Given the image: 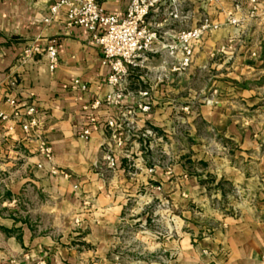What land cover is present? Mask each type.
<instances>
[{
    "label": "crops",
    "instance_id": "crops-1",
    "mask_svg": "<svg viewBox=\"0 0 264 264\" xmlns=\"http://www.w3.org/2000/svg\"><path fill=\"white\" fill-rule=\"evenodd\" d=\"M55 1L0 0V264H146L145 256L122 251L132 232L153 247L152 264H264V0L246 20L248 0H166L146 20H161L176 5L185 17L161 26L167 35L194 27L202 15L224 27L202 37L181 74L170 72L156 43L128 69L117 108L103 102L108 70L87 32L67 28L62 11L43 22ZM129 1L97 3L121 16ZM230 15L237 25L225 24ZM48 45L56 50L51 70ZM201 72L227 77L217 83L216 106L195 91ZM143 104L149 110L140 113ZM26 105L36 126L24 133ZM110 119L114 128L106 126ZM169 136L173 161L165 164L157 153ZM213 136L221 141L215 153ZM164 199L171 211L148 208ZM130 202L139 208L128 209Z\"/></svg>",
    "mask_w": 264,
    "mask_h": 264
},
{
    "label": "built area",
    "instance_id": "built-area-1",
    "mask_svg": "<svg viewBox=\"0 0 264 264\" xmlns=\"http://www.w3.org/2000/svg\"><path fill=\"white\" fill-rule=\"evenodd\" d=\"M256 3V0H249ZM166 0H130L123 15L105 14L98 5L97 0H56L48 8V15L43 22H52L58 12L62 11L63 22L67 28L78 26L87 32L90 40L99 46L101 63L107 67L105 82L110 91L104 96L103 102L110 108L120 106L124 97L121 84L127 75L128 69L138 68L145 54L155 52L153 49L159 43V50L163 54V63L170 72L181 74L185 72L192 61L193 48L199 43L205 34L218 30L222 24L213 21L206 15H202L196 25L189 29L180 30L174 34L161 32V26L168 25L173 20L184 18L182 12L175 5L164 14L158 21L148 22L146 20L150 12L156 11ZM176 4L177 0H171ZM238 5L235 6L238 9ZM239 20L230 15L227 17L226 25H237ZM166 38V39H165ZM35 50V49H34ZM45 54L49 61L48 68L51 70L56 61V50L52 45L45 48ZM30 55V50L23 51V56ZM145 95V92H141ZM13 109L17 104L13 99L8 100ZM140 113L147 112V104L137 106ZM17 110L13 116L17 117ZM132 108L123 110L125 116L133 115ZM25 120L20 124L21 130L26 133L36 126L34 108L31 105L24 106ZM6 117L0 113V119ZM90 121H93L92 119ZM116 122L112 119L106 122V126L114 128ZM151 132L146 130L145 134ZM89 134L87 128L82 130L81 135ZM116 144H121V139L116 137ZM39 153L44 161L50 163V149L43 144L39 146ZM104 161L108 168L114 167V159L109 152L104 153ZM40 167V165H37ZM48 172L55 174L56 170L49 165ZM158 189V188H157Z\"/></svg>",
    "mask_w": 264,
    "mask_h": 264
},
{
    "label": "rangeland",
    "instance_id": "rangeland-1",
    "mask_svg": "<svg viewBox=\"0 0 264 264\" xmlns=\"http://www.w3.org/2000/svg\"><path fill=\"white\" fill-rule=\"evenodd\" d=\"M248 2H250V1L248 0ZM256 4H257V0H256V3H251L252 8L249 9V11L247 13L243 12V14H244L242 16L243 20H246L245 19L246 17L250 18V19L254 18V13L256 11V8H255ZM236 5L239 6L238 9L235 8ZM244 6H243V1L241 2V4H240V2L235 3L234 4V9H235L234 13L241 11ZM223 27H224V25H222L220 28H223ZM252 29L253 28L250 29V34L253 31ZM249 38L247 39L246 42H247V45L249 44V46H251V45H253L252 43H254V41H251L252 37H249ZM241 62H243V64L250 63V61L247 58H244V60L241 59ZM185 72H183V73H185ZM244 75L248 76V74H244ZM225 79H227L225 74L223 76H220V73H214V72L213 73H203V72L197 73L195 76V87H196L195 91L197 94L204 97V98L201 97V100L203 102H205L206 105L216 106L217 102L220 99L219 98V95H220L219 87H217V85H218L217 83L219 81H223ZM211 84H213V85H212L211 89H209V86ZM204 86H205V88H204ZM147 129H148V131L151 132V130L149 128H147ZM151 134H152V132L150 133V135ZM206 138H208V137H206ZM208 140H210L208 142L209 151H211L212 153H215L217 151V147L219 146V144L221 142L220 139L218 137L216 138L213 136V137H210V139L208 138ZM171 143H172V141L170 139V136L168 139H164V143H163L164 152L163 153H157V155H163L164 156L163 161L165 164H170L173 161V157H172L173 155L171 152V150H172V144ZM205 183L208 187V191L210 193H212V191L214 190L215 187L211 186V180L209 178H207V179H205ZM213 204H214L215 209L223 211V205H222L221 201H219V202L215 201ZM138 206L139 205H137V202H130L128 209L131 208L132 210H136L137 208H139ZM154 207L164 209L165 211H171L173 208V204L171 201L164 199V200L157 201L155 203L152 202V204L150 203L148 208L154 209ZM186 207H188V206H186ZM180 210H182V209H180ZM194 210H195V208H194ZM165 236H168V235H165ZM138 238H139V236L138 235L136 236L133 232L126 234L124 237L125 242H124V248H122V251L124 250L125 251L124 254L126 256H129V257H130V255H132L133 257H134V255L135 256H138V255L145 256L146 259L149 260V262H147L146 264H152L153 263V257H154L153 247L150 246L149 244L144 245V243H142V241H139ZM126 264H129V263H126Z\"/></svg>",
    "mask_w": 264,
    "mask_h": 264
}]
</instances>
